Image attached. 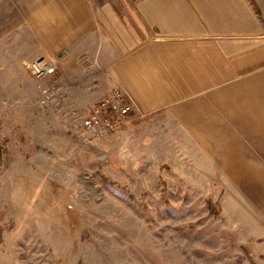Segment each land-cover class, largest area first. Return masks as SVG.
<instances>
[{"label": "rangeland", "instance_id": "1", "mask_svg": "<svg viewBox=\"0 0 264 264\" xmlns=\"http://www.w3.org/2000/svg\"><path fill=\"white\" fill-rule=\"evenodd\" d=\"M33 78V100L0 82V264H264V176L130 112L95 139L55 127Z\"/></svg>", "mask_w": 264, "mask_h": 264}, {"label": "crops", "instance_id": "2", "mask_svg": "<svg viewBox=\"0 0 264 264\" xmlns=\"http://www.w3.org/2000/svg\"><path fill=\"white\" fill-rule=\"evenodd\" d=\"M41 55L60 60L64 102L82 115H109L101 102L122 89L134 119L170 128L223 176H264V0H0L5 95L38 97L26 65ZM92 65L104 71L91 88Z\"/></svg>", "mask_w": 264, "mask_h": 264}, {"label": "built area", "instance_id": "3", "mask_svg": "<svg viewBox=\"0 0 264 264\" xmlns=\"http://www.w3.org/2000/svg\"><path fill=\"white\" fill-rule=\"evenodd\" d=\"M60 63L49 59L44 55L38 56L30 61L26 67L32 72L37 80L38 88L41 93V103L50 106L58 111L64 119H68L70 126L75 129L78 135L86 138H99L105 134L114 132V130L126 120L132 101L122 90H115L107 96L101 105H106L109 109V115H101L97 108L91 109L87 114L80 115L79 111L64 103L67 86L61 85L57 80V71ZM95 73H89L86 78L94 82Z\"/></svg>", "mask_w": 264, "mask_h": 264}]
</instances>
